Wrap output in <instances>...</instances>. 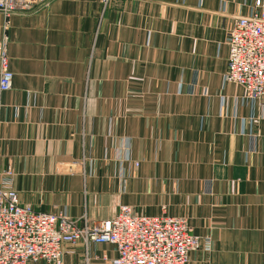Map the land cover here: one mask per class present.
I'll return each instance as SVG.
<instances>
[{"label": "crops", "instance_id": "crops-1", "mask_svg": "<svg viewBox=\"0 0 264 264\" xmlns=\"http://www.w3.org/2000/svg\"><path fill=\"white\" fill-rule=\"evenodd\" d=\"M254 0H52L0 12V172L22 204L75 219L188 217V264H264V97L225 79ZM138 162V165H136ZM63 264H86L66 245ZM91 264L117 255L91 243ZM28 264H50L43 260Z\"/></svg>", "mask_w": 264, "mask_h": 264}, {"label": "built area", "instance_id": "built-area-1", "mask_svg": "<svg viewBox=\"0 0 264 264\" xmlns=\"http://www.w3.org/2000/svg\"><path fill=\"white\" fill-rule=\"evenodd\" d=\"M52 0H0V12L9 18L46 6ZM111 0H102L106 5ZM228 68L225 79L245 89L252 99L264 97V0H254L248 15L237 17L228 30ZM7 49L1 55L0 92L13 86ZM1 108V101H0ZM138 165V162H136ZM91 243H109L117 255L106 264H188L190 254L211 249L209 237L193 233L186 216H150L121 204L107 219H75L66 212L36 211L22 204L11 166L0 172V264H28L43 260L63 264L66 245L81 244L91 264Z\"/></svg>", "mask_w": 264, "mask_h": 264}]
</instances>
